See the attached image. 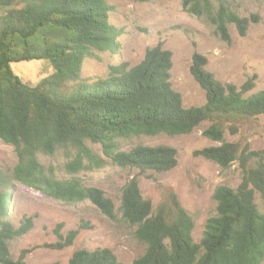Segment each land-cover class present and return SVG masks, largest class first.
<instances>
[{
	"label": "trees",
	"instance_id": "obj_1",
	"mask_svg": "<svg viewBox=\"0 0 264 264\" xmlns=\"http://www.w3.org/2000/svg\"><path fill=\"white\" fill-rule=\"evenodd\" d=\"M182 0V9L203 15L223 38L232 23L244 35L248 19L222 0ZM107 0H0V139L11 145L17 161L13 178L66 203L89 200L103 215L133 226L135 238L145 244L132 264H264V213L254 202L264 198V149L223 139L220 120L257 117L264 120V88L244 95L251 80L239 88L222 85L204 69L206 57L193 52L189 72L204 90L205 101L185 107L170 81L171 52L161 43L146 48L135 65L108 66L105 77L93 82L80 79L81 66L93 50L115 52L120 30L109 21ZM45 60L53 69L34 84L23 81L14 63ZM79 80V82H78ZM75 82L68 86V82ZM203 134L219 144L194 151L195 155L227 167L236 161L241 177L236 187L218 184L212 193L215 212L203 226L198 241L192 238L194 221L170 192L155 208L144 198L135 177L120 189L119 205L104 190L83 185L75 176L81 170L98 169L103 159L89 146H99L112 164L139 172H163L177 163V151L166 144H136L121 150L119 139L139 135H179L191 132L203 121ZM62 149L68 178L46 170L39 154ZM11 190L0 189V264H24L28 250L13 260L9 240L26 233L33 224L23 217L18 225L8 215ZM79 224L60 241L47 244L60 249L72 244ZM43 264H57L43 263ZM66 264H122L107 247L79 248Z\"/></svg>",
	"mask_w": 264,
	"mask_h": 264
},
{
	"label": "rangeland",
	"instance_id": "obj_2",
	"mask_svg": "<svg viewBox=\"0 0 264 264\" xmlns=\"http://www.w3.org/2000/svg\"><path fill=\"white\" fill-rule=\"evenodd\" d=\"M222 1L239 16L248 19L244 35L238 33L234 24L228 23V38H223L208 18L182 9V0H107L110 5L109 21L120 30L118 47L115 52L93 50L92 55L83 60L80 79L90 83L103 78L109 65H135L146 48L161 43L171 52V85L180 93L185 107L199 106L205 101L204 90L189 72L195 51L206 57L204 69L222 85L231 84L239 88L251 80V89L244 95L263 89L264 0ZM13 67L23 81L31 84L53 70L42 59L14 63ZM75 83L70 81L67 85ZM220 123L224 140L236 142L240 147L246 144L250 150L264 149L262 116L223 118ZM208 124L209 121H203L186 134L171 136L159 133L119 139V147L124 151L136 144L173 146L177 151V163L167 171L139 172L136 168L119 167L111 163L98 145L89 143L103 159V166L81 170L75 176L83 185L103 189L116 208L121 187L132 177L138 180L142 196L151 201L153 208L166 202L170 192L175 193L181 206L193 218L192 238L198 241L205 220L215 212L212 198L214 188L221 183L236 187L241 177L236 161L221 167L212 160L194 154V151L205 146L219 144V141H213L203 134ZM38 159L56 177H69L63 167L66 155L62 149H57L52 155L39 154ZM16 161L13 147L0 139V189L7 186L12 191L8 215L15 225L23 217L33 220L32 227L26 233L8 242L13 260L23 249L28 250L24 264H66L72 252L79 248L92 250L107 247L122 264H132V260L143 253L145 244L135 238L134 227L127 225L119 212L112 220L87 199L66 203L26 186L12 176ZM254 202L264 213V198L255 193ZM82 223H87V227L78 231L71 245L60 249L47 246L60 241L55 231L58 224H61L58 233L64 235Z\"/></svg>",
	"mask_w": 264,
	"mask_h": 264
}]
</instances>
